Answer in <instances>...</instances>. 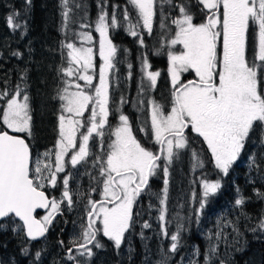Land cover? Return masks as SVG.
<instances>
[{
    "label": "snow or ice",
    "instance_id": "1",
    "mask_svg": "<svg viewBox=\"0 0 264 264\" xmlns=\"http://www.w3.org/2000/svg\"><path fill=\"white\" fill-rule=\"evenodd\" d=\"M25 3L30 5L31 0H25ZM63 3L66 10L62 15L67 20L68 0H63ZM127 3L135 9L137 19L133 23L129 19L128 8L123 9L126 31L137 38L140 45L145 43L141 29L152 35L158 11L161 13L159 27L167 30L163 39L169 48L167 73L171 106L166 111L164 105L151 99L150 130L147 122L139 128L145 136L154 137L155 144L159 146L156 151L137 139L128 116L123 113L119 115L120 124L109 133L115 139L105 149L104 129L109 125L110 116L109 74L115 69L113 61L117 53V47L110 38V28H116L118 22L115 12L109 17L103 6L95 22V31L100 37L99 56L103 61L98 86H93L94 76L89 74L95 67L93 48L77 47L71 42L65 45L69 50L70 66L61 71L67 77L75 76L77 81H84L85 85L93 88L94 94L85 91L80 83L65 81L66 86L58 94L63 103L58 116V138L53 148L42 153L33 152L32 115L25 88L16 85L11 92L7 88L0 90V218H19L30 240L45 237L55 216L62 215L61 206L66 204L70 209L74 203L69 189L72 176L66 169V163L75 167L82 162L87 164L91 158L92 166L98 170L93 179L101 186V198L95 200L89 195L87 199L86 222L81 225L80 238L70 241L72 247L67 250V259L73 264H80L77 255H93L89 245L95 242V247H101L96 239L98 233L102 232L112 240L116 248L121 246L125 233L132 227L133 209L142 193L156 196L161 206L158 218L165 220L169 167L179 156L177 150L190 148L189 129L202 138L215 168L223 176L229 174L241 156L250 133L258 129L262 135L261 143H264V0H196L204 17L199 23L194 22L187 0L175 5L173 0H127ZM165 4L178 10V16L170 20L174 30L165 23L169 19L163 15ZM18 16L19 13L13 12L7 17L6 23L13 30L21 28L18 21L14 22V17ZM250 27L258 41L251 56L247 42ZM79 36L89 43L93 40L89 32H81ZM176 45H180V49L172 51ZM155 54L159 55L160 50ZM12 55L21 57L23 54L17 51ZM131 67L129 64L128 68ZM149 69L151 64L146 54H142L140 93L145 87L149 91L157 87L161 72ZM189 72L193 78L183 79L184 74ZM145 79L147 85L144 84ZM73 87L77 90L70 91ZM124 102L122 98L121 103ZM139 102L143 103V100ZM94 137L99 138L96 144L99 153L90 148V140ZM191 156L195 161L194 170L204 167V161L195 149H191ZM158 170L163 173L164 187L160 193H152L150 179L157 175ZM60 173L65 175L60 177ZM58 181L62 186L59 198L46 191L49 187L56 188ZM201 185L203 193L195 210L197 221L208 197L222 187L219 180L210 182L204 179ZM95 191V188L91 189V192ZM83 195L80 193L81 197ZM244 203V198L235 200L236 205ZM38 209H47L48 212L38 219ZM188 219L191 220V217ZM228 226L239 234L232 221L218 223L217 231L209 234L210 243L204 264H212L220 240L226 239L224 228ZM143 227L149 228L150 225L145 222ZM184 227L182 223L177 224L176 232L170 236L167 229L162 228L161 235L171 241V253L179 250L180 233ZM257 229L264 231V218L251 230ZM213 236L216 243H211ZM73 250L76 255H73ZM27 252L25 248L24 253ZM194 255L200 256L198 247ZM35 257L39 260L41 252L37 251ZM157 264H169L168 255L162 254ZM188 264H197V261L189 259ZM220 264L225 262L221 260Z\"/></svg>",
    "mask_w": 264,
    "mask_h": 264
},
{
    "label": "trees",
    "instance_id": "2",
    "mask_svg": "<svg viewBox=\"0 0 264 264\" xmlns=\"http://www.w3.org/2000/svg\"><path fill=\"white\" fill-rule=\"evenodd\" d=\"M185 2V0H173V4ZM190 3V11L194 14V22L203 20V14L199 11L196 0H187ZM6 4L3 12L5 15L0 19V81L2 89L7 88L10 92L16 85L25 88L29 96V103L32 115L31 144L33 152H44L53 148L58 138V116L61 113L62 101L58 94L66 86L65 81H72L73 84L80 83L85 91L93 93V88L77 81L76 77H67L61 71L69 67L70 58L67 56L66 44L71 42L77 47L81 45L79 33L89 32L93 37V45L97 50V38L95 34V22L100 14L101 7H105L109 17L115 12L118 26L110 28V38L117 47L114 58L115 69L110 73V118L109 123L116 126L121 113L128 116L133 132L137 139L146 147L153 151L158 149V145L153 141L152 136H145L139 128L144 122L150 123L148 118V105L151 99L157 100L164 105L165 110L170 109V79L167 73L169 50L166 40L167 30L159 27L161 13L158 11L154 20L153 33L148 35L141 29L144 38V45H140L137 38L132 37L126 31V23L123 20L122 11L128 8L129 19L135 23L137 13L135 9L127 3V0H68L67 10L69 18L65 20L62 13L66 10L63 0H31V4L25 0H0V5ZM118 6V7H116ZM2 10V9H1ZM13 12L19 13L14 17V22H19L21 28L13 30L7 23V17ZM1 13V12H0ZM163 15L168 16L165 21L171 29H175L170 24L174 16H178V10L173 6L164 5ZM88 24L90 27L84 28L81 25ZM249 44V41H248ZM250 45V44H249ZM250 47V46H249ZM160 54L156 55L157 50ZM177 51L176 46L171 49ZM20 52L21 57L13 56V52ZM96 53V52H95ZM142 54H146L148 63L151 64V71H160L155 90L149 91L146 87L142 93L141 87V59ZM252 54L250 53L249 56ZM131 64V69L128 65ZM99 61L96 60V69L93 72V86H97V70ZM131 74V75H129ZM23 77V79H22ZM191 73L184 74L183 79H192ZM147 85V80H144ZM1 89V90H2ZM75 90V87L70 91ZM23 94V93H22ZM125 101L121 103V99ZM143 100V103L139 101ZM2 103V101L0 102ZM93 105H90L92 107ZM88 115L86 112L85 117ZM190 148L184 149L174 158L169 167L168 176V200L166 220L173 230L177 224H184L181 235V246L176 253L166 252V243L163 244V252L169 257V264H185L189 259H195L197 264H204L205 256L209 246V234L217 231L218 223L227 224L228 221L239 229V234L233 231L231 226L224 228V236L219 242L217 254L213 257L212 264H220L223 260L225 264H264V231L251 229L258 225L264 218V147L260 140L249 138L241 156L233 164L227 176H222L215 168L210 154L202 141V138L187 132ZM94 144V143H93ZM105 146L108 143H104ZM95 145L92 150L96 153ZM191 149H195L204 161L203 168L193 169L195 161L191 156ZM253 159L255 164H253ZM91 159L83 165L84 171H88V179L92 181L93 175L89 168H95L91 164ZM91 173V174H90ZM207 179L210 182L219 180L222 187L215 195L208 197L199 220H196L195 210L199 207L202 197L200 183ZM162 171L158 170L157 175L150 179L152 193H160L164 187ZM61 187H59L60 189ZM147 191V190H146ZM48 192L50 195L59 197L60 191ZM195 194V196H193ZM146 196L152 197L151 203L146 200ZM244 198L242 206L236 205L235 200ZM93 199L97 200V197ZM141 210L146 213L149 208L158 210L159 201L156 196L141 194ZM139 199V200H140ZM139 209V201H137ZM151 205V207H149ZM54 228H51L45 240L38 244H31L21 235L19 238L13 237L9 229V224H18L13 219L0 223V264H38L35 257L37 251L42 252L43 243H48L52 239L51 245L57 247L59 241L67 244L66 229L68 228V216L63 215ZM191 217V220L188 218ZM59 218V217H58ZM70 219V218H69ZM19 225V224H18ZM170 231H168L169 233ZM134 234V235H133ZM133 237L131 238V236ZM130 236L131 256L126 264H144L151 244L147 249L140 250L141 234L132 229ZM149 238V235L146 236ZM104 253H117L122 251L116 249L112 243L97 238ZM211 243H216L215 237ZM199 248L200 256H195L196 248ZM27 248V254L24 249ZM43 256V255H42ZM183 261L181 262V258ZM56 261V260H55ZM54 261V263H55ZM53 262V260H52ZM110 264H114L109 260ZM118 263V262H116ZM39 264H48L43 257Z\"/></svg>",
    "mask_w": 264,
    "mask_h": 264
},
{
    "label": "rangeland",
    "instance_id": "3",
    "mask_svg": "<svg viewBox=\"0 0 264 264\" xmlns=\"http://www.w3.org/2000/svg\"><path fill=\"white\" fill-rule=\"evenodd\" d=\"M4 7H6V4L2 3V5H0V12H1L0 13V19H1V17H3L5 15V12H3ZM144 30L147 32L146 29H144ZM95 34H96V38H97V50L96 51L94 49L95 47L93 45V40L91 43H89V42H87L81 38L80 39L81 45L78 47H92L93 48L94 54H95V60H94L95 67L90 70L89 74L93 75V72L96 69V60H98L99 66H98V70H97V76H98V81H99V70L103 66V61L99 56V39H100L99 33L95 31ZM248 41L250 44V45L248 44V54L250 55V53L251 54L253 53L255 44L258 43V41L254 38L253 29L251 27H250L249 33H248ZM180 47H181L180 45H176V48H178V50L180 49ZM72 66L74 68L78 67L76 65H72ZM191 75L193 76L192 73H191ZM109 77H110V74H109ZM69 78H72V77H69ZM98 81H97V86H98ZM81 82L83 84H85L84 81H81ZM1 85L2 84L0 81V90L2 89ZM76 90L77 89H75L73 91H76ZM147 110H148V118H149V123H150V104L148 105ZM85 115H86V113H85ZM109 118H110V116H109ZM119 124H120V121L118 120V124L116 126H118ZM109 125H110V127H109ZM109 125H106L105 129H104L105 133H106V135L104 137V143L107 142L108 144L112 140L115 139L114 135L110 136L109 133L114 132L115 127H116L110 123H109ZM188 132L192 133L190 129L188 130ZM192 134H194V133H192ZM152 138L154 141L153 136H152ZM250 138L258 139L261 142L262 135H261L260 131L257 129V130H254L252 133H250ZM98 141H99L98 137H94L92 140H90V148L92 149V145H95L94 149H96V153H99V149L96 147V144ZM261 144L264 147V143H261ZM205 146H206V144H205ZM206 148H207V146H206ZM105 149H107V146H105ZM183 150H177V151L180 154ZM207 152L210 154V152L208 150H207ZM210 156H211V154H210ZM89 159H91V158H89ZM162 161H163V157H162ZM83 165H84V163L82 162L81 164H78L75 167H73L70 164L66 163V169L68 172L71 173V176H72V178L69 181V189L73 193V201H74V203L70 209L66 206V204L61 206L62 214L67 215L68 217H71L69 219V222H68L69 226L66 229L67 244L65 242H63V244H61V241H59L58 246L55 247V246L51 245L53 237L51 238V240L47 241L48 243H43V245L41 246L43 256L41 255L40 259L43 257L44 261L46 260V262L48 264H73L72 261L67 259V254H68L67 250H68V248L72 247V245L70 244V241L80 238L81 231H82L81 225L86 222V220H85V218H86V207H85V205L87 203V199H88L89 195L91 196L92 199L94 197H97V200L101 198L100 197L101 186L98 185L94 179H92V181H89V179H88L89 172L84 171ZM88 170L92 171L91 173H92L93 177H96L98 175V170L96 168H89ZM220 174L222 175V173H220ZM64 175H65L64 173L59 174L60 177H63ZM162 175H163V173H162ZM163 178H164V176H163ZM57 187H58V191H60V194H59V197H60L61 191H62V186L59 184V181H58ZM57 187L55 190H57ZM59 187H61V188L59 189ZM199 187H200V192L202 195L203 188H202L201 183H200ZM92 188H95L96 191L91 192ZM49 189H53V188L49 187L46 189V191L48 192ZM80 193L84 194L83 197L80 196ZM145 198H146V200H149V203H151L152 197L146 196ZM139 199H138L139 205H140L139 209L137 210L138 204H136L134 206V209H133L134 216H133L132 227L129 229L128 232L125 233L124 239H123L121 246L119 248H116L114 245V242L112 240L108 239L107 237H105L102 234V232L98 233L97 237H96V238L106 239L107 241L112 243L116 249H120L122 251H120V252L118 251L117 253H113V254L109 253V252L104 253L102 247L97 248L93 245L91 247L92 252H93V255L91 257L77 255V260L80 261V264H110L109 260L114 264H126L125 262L128 261V257L131 256L130 236L132 233V229H134V232H135V230H137V232H140V234H141L140 240L142 243H141L140 250L144 251L145 249L148 248L147 247V245L149 246L148 243L151 244L149 251L148 252L144 251L145 255L147 256L144 264H157V261H159L161 259L162 254H167V253L169 255L173 254L169 250L171 241L168 237L161 235V230H162V228H166L167 232L170 231L168 233L170 236L171 234L176 232V229L173 230L171 228V226H169L168 220H166V214H165V220L164 221L159 220V218H158L160 215L159 209L154 211L151 208H149V210L146 213H144L141 210V203H140L141 199L140 200ZM145 222H147L150 225L149 228L143 227ZM18 224H9L8 225L9 229L6 231H10V233L12 234L13 237L19 238L22 235L24 238L23 229H22L21 225L20 224L18 225ZM97 226H100L99 222H97ZM133 235L131 236V238L133 237ZM148 235H149V238H146V236H148ZM259 236L264 237V234H259ZM99 243H100V241H99ZM164 243H166L165 249H166L167 253L163 252V249H164L163 244ZM73 255H76L75 250H73ZM40 259L37 262L38 264H39ZM52 260H53V262H52ZM54 261H55V263H54ZM116 262H118V263H116ZM185 264H188V262ZM249 264H254V263H253V261H250Z\"/></svg>",
    "mask_w": 264,
    "mask_h": 264
},
{
    "label": "water",
    "instance_id": "4",
    "mask_svg": "<svg viewBox=\"0 0 264 264\" xmlns=\"http://www.w3.org/2000/svg\"><path fill=\"white\" fill-rule=\"evenodd\" d=\"M47 211H48L47 209H38V210H37V213H36L37 218H38L39 216H42V215L46 214ZM8 219H10V218H0V223H3V222H5V221H7ZM13 220L16 221L17 223H19V224L21 225V227H22V229H23L24 238H25V240H26L27 242H29V243H31V244H38V243H41V242L47 237V234H48L49 230H48V232L46 233L45 237L38 238V239H36V240H30L29 238L26 237V234H25L26 230L23 228V222L20 221L19 218H14ZM50 227H51V226H50ZM50 227H49V229H50Z\"/></svg>",
    "mask_w": 264,
    "mask_h": 264
},
{
    "label": "flooded vegetation",
    "instance_id": "5",
    "mask_svg": "<svg viewBox=\"0 0 264 264\" xmlns=\"http://www.w3.org/2000/svg\"><path fill=\"white\" fill-rule=\"evenodd\" d=\"M40 153H42V152H40ZM67 159V158H66ZM55 189L56 188H53V189H49L48 191H55ZM52 193V192H51ZM67 216V215H66ZM59 217V218H58ZM64 218V216H63V214L61 215V214H57L56 216H55V219L53 220V222H52V228H54V224H57L59 221H60V219H63ZM69 218H71V217H68V221H69ZM85 220H86V218H85ZM54 225V226H53ZM97 239V238H96ZM95 244V242L92 244V245H89V247L91 248L93 245Z\"/></svg>",
    "mask_w": 264,
    "mask_h": 264
}]
</instances>
